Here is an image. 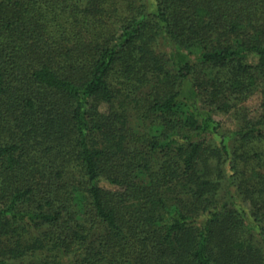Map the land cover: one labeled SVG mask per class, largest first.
<instances>
[{"label": "trees", "instance_id": "trees-1", "mask_svg": "<svg viewBox=\"0 0 264 264\" xmlns=\"http://www.w3.org/2000/svg\"><path fill=\"white\" fill-rule=\"evenodd\" d=\"M154 2L0 0V264H264V0Z\"/></svg>", "mask_w": 264, "mask_h": 264}, {"label": "rangeland", "instance_id": "rangeland-1", "mask_svg": "<svg viewBox=\"0 0 264 264\" xmlns=\"http://www.w3.org/2000/svg\"><path fill=\"white\" fill-rule=\"evenodd\" d=\"M150 5H151V11H155L156 10V6H155V2L154 0H150ZM190 84H186L185 86V91H184V95L186 97L191 98V91H190ZM261 92V91H260ZM261 94L260 93H256L253 96H250L247 99H243V100H237L235 101V104H237V108L234 109L229 115H224V114H216L214 117L215 119L221 123L222 128L224 129V131L227 130H237L239 128V119L237 117V115L239 116V113H246L248 112L249 116H257L260 112H261ZM193 101H194V97H193ZM245 111V112H244ZM208 139L211 140L212 137L208 136ZM264 149V145L262 146ZM245 207L246 209H249L250 204L249 203H245ZM251 208V207H250ZM252 209V208H251Z\"/></svg>", "mask_w": 264, "mask_h": 264}]
</instances>
